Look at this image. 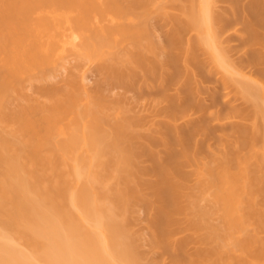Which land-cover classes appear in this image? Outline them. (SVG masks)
I'll use <instances>...</instances> for the list:
<instances>
[{
	"label": "bare ground",
	"instance_id": "1",
	"mask_svg": "<svg viewBox=\"0 0 264 264\" xmlns=\"http://www.w3.org/2000/svg\"><path fill=\"white\" fill-rule=\"evenodd\" d=\"M218 2L227 8L218 12ZM233 21L258 78L222 45ZM69 59L97 64L93 89L76 64L63 87L49 82ZM205 71L220 73L248 108L232 112L219 154L195 139L211 135L204 119L176 125L190 107L201 110L196 78ZM26 85L35 95H23ZM106 85L157 89L152 116L133 114ZM139 210L150 252L162 254L151 263L135 230ZM163 257L264 264V0H0V264Z\"/></svg>",
	"mask_w": 264,
	"mask_h": 264
},
{
	"label": "rangeland",
	"instance_id": "2",
	"mask_svg": "<svg viewBox=\"0 0 264 264\" xmlns=\"http://www.w3.org/2000/svg\"><path fill=\"white\" fill-rule=\"evenodd\" d=\"M216 5H217V8H215V10L217 9L218 12L219 11L221 12L222 10L224 11L227 8L226 6H228L227 4H225L223 2H218V3H216ZM233 22H231V26H228L227 31L225 30L226 32H224V34L221 35V41L223 42L222 45L225 46L224 48L229 49L227 51L228 52L227 56L229 57L230 61L233 64H235L234 66L240 68L241 70L240 69L239 70H240V72H242V74H244L250 78L252 77L254 79V76L256 77V75L258 73L256 74V72H257L256 69L251 67L248 63H246V59H247V56L249 57L250 51L245 50L243 39H242V37H240L241 35H243V33H242L244 30L243 26L238 22H234V23ZM157 25H160V23L157 22L155 24V26H157ZM164 30H165V28H163L161 31L159 29L155 31L154 34H155V40L156 41H158V40L162 41L161 36H162V31H164ZM158 42L161 43L160 41H158ZM123 46H126V44L124 43L121 46H119L118 48L123 49ZM117 51H119V49ZM119 52H121V51H119ZM74 62H75V60L73 61V59H71V60L69 59L68 62L65 64V65H67V66H65V69H64V67H60L58 72H57V76L54 77L53 79L50 78L51 80H49V82L54 83L58 86H60V84H61V86L64 85V83L61 80L63 78H65L64 81L68 80V79H66V76H68L70 74V72H72L71 69H72V67H75L73 65L76 64V65L80 66L78 68L83 69L82 73L84 76H86L85 80H84L85 81L84 83H86L85 86L87 85L86 89L87 88L89 90L93 89L95 87V85L99 82L98 81L99 80V76H98L99 73L97 71V66H96L97 64L92 62V63H85V65L82 64V66H81L79 63H77V62L74 63ZM69 64H70V66H69ZM238 68H236V69H238ZM63 70H65V72ZM214 72L213 71L212 72L205 71L201 76H198L196 78L198 81L197 85L199 86L198 88L200 89V91L197 95V100L195 97V101L200 103L199 105H202L201 107L203 109L201 108V110H199L198 108H195L196 106H194V108H193V106L190 107L191 109L189 108L190 111H187V114L185 117H182V118H179L176 120V125L180 126V127H185V126H189L192 123L198 122L199 120L204 119V120H202V122L204 121L205 123L207 122L209 124L210 127L209 126L208 127H209V129L211 128V135H209L207 137L208 139L207 138L205 139L203 137H196L195 139L199 142L204 141L206 143V145L209 147L208 149H209L210 153L217 154L218 151H222L223 147L222 148L220 147L221 146L220 144L224 143V141H222V140L223 139L225 140L226 137H230L232 139L231 134L230 135L228 134V133H230V129H232L231 127H233L234 124H236L235 120L234 119L232 120V112L235 109L236 110L237 109L244 110V109H248V108H247L246 103L243 104L242 103L243 101H238L240 99H236V98L233 99L232 95L228 94L230 92V89L228 92V89H226L222 86L221 74L218 73L219 74L218 75L216 71H214ZM256 78H258V75ZM69 79H70V77H69ZM180 80H183V77ZM182 82L180 81V83H182ZM26 86L27 87H25L23 95L25 94L28 98L30 96L35 95L34 89L28 85H26ZM105 87L107 88L106 91L108 92V95H110V98L111 97L112 98H118L121 95L120 96L118 95V97H116L117 94H122V96L124 97L123 100L124 101L126 100V105L128 106V108H130L129 106L131 103L130 109H131V111L133 109H134L133 111H135V112L132 111L133 114L134 113L137 114L139 109H141V108L143 109V107H144V109H143L144 112L149 117H150V115L152 116V114H153L152 112H154V111H151V109L149 107V105H150L149 103H150V100L154 99V97L155 98L157 97V95H156L157 89L148 88V89H133V91L132 90H130V91L126 90L125 91L124 88L119 87V86L106 85ZM169 87L170 88L168 89V93H170V95L172 93H173V95L176 94L175 92L176 91L178 92L177 89H180V88H178V87H180V85H178V86L175 85L174 87L172 85V87L171 86H169ZM214 95L216 96L215 99H213ZM228 95H229V97H228ZM18 99H21V98H18ZM21 100H23V98ZM14 101H16V99ZM24 102H25V100H24ZM12 103H14V102H12ZM12 103H11V105H12ZM18 103H20V102H18ZM14 105H15V103H14ZM14 105H12V106H14ZM145 109H146V111H145ZM218 113H219V115H218ZM220 113L222 115L223 114L226 115V116L223 115L225 118H223ZM138 114H140V113L138 112ZM216 114L218 115L217 116L218 119L215 118ZM220 116L222 117V119ZM159 119L160 118H157V120H159ZM205 156H206V154L204 152V153L199 154L198 158L204 159ZM147 164H148V162L143 160L142 165L147 166ZM193 170H194V167H188L187 168L188 172H191ZM201 206L205 209H209L211 207L210 199L202 201ZM134 217H135L134 218L135 230L138 231V233H140V239L138 241L139 247H140V250L146 254L147 263H151L154 260L161 259L162 258L161 252H158V251L157 252H150V249H149V238H150V236H149V231L146 229V223H145L146 222L145 221L146 214H145V212L142 210H139L134 214ZM211 221L213 224L218 225L219 224V217L217 215H214L211 217ZM194 250H195L194 246L189 247L190 253H192ZM162 260H163V264H170V260L168 258L163 257Z\"/></svg>",
	"mask_w": 264,
	"mask_h": 264
}]
</instances>
